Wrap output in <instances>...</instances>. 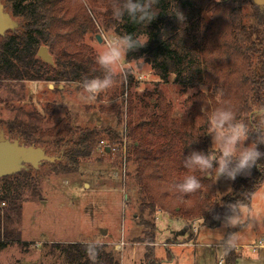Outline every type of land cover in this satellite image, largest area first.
I'll use <instances>...</instances> for the list:
<instances>
[{
  "label": "rangeland",
  "instance_id": "1",
  "mask_svg": "<svg viewBox=\"0 0 264 264\" xmlns=\"http://www.w3.org/2000/svg\"><path fill=\"white\" fill-rule=\"evenodd\" d=\"M54 1H58L60 11L66 9L73 16L88 11L96 20L97 32L88 33L76 44L75 53L87 51L89 56L84 63L87 70L79 81H18L0 77V130L16 122L36 126L35 139L40 138V133H47L48 137L40 138L42 144L46 143L43 150L49 157L59 159L55 166L41 163L38 172H33V184L21 191L20 213L13 214L10 223L5 225L15 238L12 242L1 241L8 246L0 252V264H67L61 251L54 248L59 244L103 245L115 253L120 264H146V256L151 252L161 264H226L228 254L222 248V241L229 231L239 232L234 248L237 264H264V185L254 195L251 207H242L241 228L225 229L222 225L210 229L203 225L204 213L213 202H220L232 193L234 181L213 178V198L202 186L186 202L173 187L185 171L176 170V165L169 162L160 171L161 175L156 171L151 179L146 173L140 175L139 165L129 161L133 141L142 131L147 135L142 142L143 156L151 150L158 152L164 143L170 144L169 135H164L161 129L145 130L148 122L154 123L165 114L168 129L174 124L186 129V121L196 116L195 105L201 111L205 102L211 109L221 102L214 96L218 88L202 83H175L174 76L164 83L150 59L127 61L126 58L115 69L113 87L95 99H84L80 92L82 80L85 76L88 79L103 76V70L95 63L96 56L107 38L122 35V32L111 23L115 19L111 8L110 14L107 12L110 0ZM210 2L220 4L223 0ZM252 4V0H240L231 11L243 19L258 49H262L264 41L257 35V10ZM193 11H205L208 17L211 10L206 7ZM50 50L54 59L57 50L52 47ZM62 50L70 53L66 47ZM201 85L207 87L209 93L203 95ZM190 90L194 91L190 94ZM64 125L74 133L65 137L61 147H54L51 144L58 141L59 136L49 132ZM207 129L199 136L208 152L212 138L207 135ZM86 130H96L101 139L90 155H72L76 138ZM250 143L252 138L246 145ZM69 151L71 156L62 153ZM26 169L31 167L26 166ZM138 175L142 176L140 182ZM195 175L201 180L206 174L197 172ZM1 188L0 184V191ZM150 194L152 197L156 194L166 206L170 205V213L158 212L152 218L148 209L143 212V204ZM0 214L4 215L3 209ZM145 222L157 227L155 244H147L146 234L150 230L143 225ZM186 228L189 230L184 232Z\"/></svg>",
  "mask_w": 264,
  "mask_h": 264
},
{
  "label": "trees",
  "instance_id": "2",
  "mask_svg": "<svg viewBox=\"0 0 264 264\" xmlns=\"http://www.w3.org/2000/svg\"><path fill=\"white\" fill-rule=\"evenodd\" d=\"M210 1L158 0L155 7L157 17L148 25H134L128 21L127 17L123 21L111 20V23L118 27L122 35L144 33L149 38L146 46L129 53L127 61L150 59L155 73L164 83H168L174 76L175 83L185 85L202 83L209 88H222L225 93L223 101H227L238 119L247 121L254 108L264 106V46L258 49L257 42L252 38L243 19L234 15L235 11H231L240 0L228 2L223 0L220 4ZM114 2L115 0L108 1V14ZM2 4L5 12L18 23V28L0 36V77L6 76L18 81L59 83L82 79L87 70L84 63L89 56L87 51L75 53L78 50L76 44L82 42L88 33L97 32L96 20L88 11H82L81 14L73 16L66 9L64 11L62 8L60 11L58 1L54 0H2ZM252 6L257 10L255 20L258 38L264 41V9L254 4ZM206 7L211 10L208 17L205 16V11H193ZM179 13L182 15L181 19L177 17ZM106 25L109 26L108 23ZM168 33L169 37H167ZM200 42L202 44L205 42V45L199 46ZM41 45L46 46L50 54L51 47L57 50L53 66L37 57ZM63 47L68 48L70 53L62 50ZM85 78L89 77L85 76ZM223 101L221 100L220 103ZM204 106L206 110L211 109L208 102H205ZM195 107L197 108L196 116L186 121L188 123L186 129L175 124L168 129L165 125V122H168L165 114H162L165 119L157 117V121L154 123L151 121L145 125V130L150 128L155 131L158 128L164 135H169L170 144L164 143L157 149L158 152L154 153L151 150L148 155L143 156L142 142L147 135L142 131L138 138H135L132 146L133 154L129 157V161L133 160L139 165L140 175L146 173L152 179L157 171L159 176L160 171L164 170L169 162L176 165V170L185 171L176 183L182 182L185 175L197 173H189L183 167V159L192 151L207 153L206 145L199 136L201 132L205 133L204 129L208 128L207 116L198 109V105ZM1 131L10 141L18 140L25 147L33 146L41 149H44L43 145L46 143L42 144L40 138L49 136L47 133H40V138L35 139L38 128L23 125L20 122L9 124ZM50 133L59 136L58 141L51 145L61 147L66 140L65 137L72 135L74 130L64 125L63 128ZM113 138L117 139L115 135ZM100 139L96 130L81 132L76 138L77 145L72 155L80 157L90 155ZM259 150L264 152V144L259 146ZM62 153L71 156V151ZM57 161L59 159L50 165L55 166ZM258 165L261 167H254L250 174L240 175L234 180L231 194L209 206L207 213L203 216L204 226L210 229L221 227L222 219H216V217L219 215L222 218L228 210V205L240 202L242 207H251L254 195L264 185V158L258 162ZM33 172L38 171L31 167L30 170H23L0 179L2 185L0 203L7 204V207L3 209L4 215L0 214V252L8 246L7 243L1 242L2 240L12 242L15 238L12 232H8L5 225L10 223L13 214L20 213L21 207L18 201L21 191L33 184ZM141 178L142 176L138 175V182ZM200 181L213 198L215 193L212 180L205 175ZM156 182L159 184V180ZM179 197L187 202L191 199V194H180ZM143 205L146 207L143 206L142 211L148 209L152 218L158 212L163 211L169 214L171 211L169 209L171 206H166L156 194L154 197L150 194ZM177 210L178 207L174 209V211ZM143 225L150 230V233L146 234L149 240L147 244H155L156 225L149 222ZM54 248L61 251L67 264H120L115 253L103 245L59 244ZM226 253L228 254L226 264H237L235 249L227 250ZM146 264L161 263L151 252L146 256Z\"/></svg>",
  "mask_w": 264,
  "mask_h": 264
},
{
  "label": "clouds",
  "instance_id": "3",
  "mask_svg": "<svg viewBox=\"0 0 264 264\" xmlns=\"http://www.w3.org/2000/svg\"><path fill=\"white\" fill-rule=\"evenodd\" d=\"M157 3L158 0H115L111 5L112 17L117 21L127 17L129 22L137 26L148 25L157 17ZM177 17L181 19L182 15L179 13ZM148 39L144 33L116 34L107 38L95 59L104 74L102 77L83 79L80 84L81 96L84 99H95L113 87L115 69L122 65L130 52L146 46ZM200 90L203 95L209 93L204 85L200 86ZM224 95L222 88L214 92V96L222 101ZM201 111L207 116V135L212 138V147L207 153L192 151L183 159V167L189 173H203L210 180L215 178V181L222 177L234 181L240 175L250 174L254 167H261L258 162L264 158V152L259 150V146L264 144V106L254 108L247 121L238 119L227 101L210 110L203 107ZM250 138L252 143L246 145ZM173 187L178 193L187 195L201 190L202 184L196 175L188 174ZM227 209L222 218L218 215L216 219H222L225 229L241 228L243 221L240 202L228 205ZM238 239L239 232L223 235L222 248L225 252L235 248Z\"/></svg>",
  "mask_w": 264,
  "mask_h": 264
},
{
  "label": "water",
  "instance_id": "4",
  "mask_svg": "<svg viewBox=\"0 0 264 264\" xmlns=\"http://www.w3.org/2000/svg\"><path fill=\"white\" fill-rule=\"evenodd\" d=\"M252 2L257 7L264 9V0H252ZM17 28L18 24L5 12L0 0V36H4L9 30L15 31ZM97 41L102 43L100 37H97ZM38 57L47 64H53V59L46 47L39 49ZM55 161L56 158L49 157L43 149L33 146L25 147L18 140L6 139L4 132H0V179L27 170L26 166L38 170L41 163H54ZM185 231L187 232L188 229L186 228Z\"/></svg>",
  "mask_w": 264,
  "mask_h": 264
},
{
  "label": "built area",
  "instance_id": "5",
  "mask_svg": "<svg viewBox=\"0 0 264 264\" xmlns=\"http://www.w3.org/2000/svg\"><path fill=\"white\" fill-rule=\"evenodd\" d=\"M109 150V148H106V150ZM6 207V204L4 202L0 203V209H4ZM168 245H165V247H167ZM256 251V249H254V252Z\"/></svg>",
  "mask_w": 264,
  "mask_h": 264
},
{
  "label": "flooded vegetation",
  "instance_id": "6",
  "mask_svg": "<svg viewBox=\"0 0 264 264\" xmlns=\"http://www.w3.org/2000/svg\"><path fill=\"white\" fill-rule=\"evenodd\" d=\"M227 1V0H226ZM12 18V17H11ZM14 21V20H13ZM16 22V21H15ZM17 23V22H16ZM18 24V23H17ZM10 31V30H9ZM9 31H7V32H9ZM6 32V33H7ZM5 33V34H6ZM42 47H45V46H42ZM48 49V48H47ZM48 52H49V50H48ZM49 54H50V52H49ZM51 55V54H50ZM37 57H38V54H37ZM52 57V56H51ZM39 58V57H38ZM40 59V58H39ZM53 59V58H52ZM44 62V61H43ZM45 63V62H44ZM47 64V63H46ZM53 64H54V61H53ZM53 64H48V65H50V66H53Z\"/></svg>",
  "mask_w": 264,
  "mask_h": 264
},
{
  "label": "crops",
  "instance_id": "7",
  "mask_svg": "<svg viewBox=\"0 0 264 264\" xmlns=\"http://www.w3.org/2000/svg\"><path fill=\"white\" fill-rule=\"evenodd\" d=\"M105 231H103L102 233H104Z\"/></svg>",
  "mask_w": 264,
  "mask_h": 264
}]
</instances>
